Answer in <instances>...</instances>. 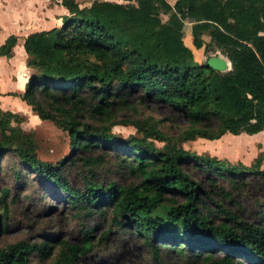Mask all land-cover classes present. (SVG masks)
I'll use <instances>...</instances> for the list:
<instances>
[{
	"label": "trees",
	"instance_id": "obj_1",
	"mask_svg": "<svg viewBox=\"0 0 264 264\" xmlns=\"http://www.w3.org/2000/svg\"><path fill=\"white\" fill-rule=\"evenodd\" d=\"M120 1L97 0L80 8L74 0H62L70 14L62 26L24 39L26 65L35 73L15 96L41 120L69 133L71 153L65 159L56 164L38 160L31 140L10 126L17 115L0 109V154L14 152L26 164L14 176L20 178L26 169L38 175L65 195L83 221L80 244L62 242L55 264H74L92 252L95 216L108 223L109 232L122 229L140 237L155 260L166 249L190 264L198 259L202 264H264V226L223 203L235 201L225 183L233 191L253 178L264 185L260 159L246 167L190 152L170 142L152 122L123 121L142 137L124 139L112 132L119 124L112 119L113 110L130 107L127 97L133 93L141 102L181 111L187 118L178 138L182 142L262 132L264 0ZM186 23L193 45L205 47L208 35L230 60V71L221 73L195 61L184 43ZM17 41L9 36L0 45V57L10 58ZM86 111L98 117V124L82 120ZM155 141L167 143L160 148ZM97 149L100 153L93 155ZM106 152L125 184L90 174L81 189H74L67 170L102 166ZM193 171L203 173L209 189ZM6 197L4 189L0 205ZM259 217L264 218V211ZM36 253L45 258L50 246L19 241L0 248V264H33Z\"/></svg>",
	"mask_w": 264,
	"mask_h": 264
},
{
	"label": "rangeland",
	"instance_id": "obj_2",
	"mask_svg": "<svg viewBox=\"0 0 264 264\" xmlns=\"http://www.w3.org/2000/svg\"><path fill=\"white\" fill-rule=\"evenodd\" d=\"M60 1L62 3V0ZM74 1L80 8H88L97 0ZM3 2L6 5V11L1 20L5 28H9L13 20L11 13L14 10L17 9L26 13L36 7L39 9V5L43 2H45V7L49 3L52 5L57 0H3ZM119 2L122 1L119 0ZM167 19V15H162L163 22ZM190 29V26H186L184 29L185 36L188 31L190 32ZM203 39L205 47L202 48H204L206 57L203 63H207L208 59L213 56L226 57L211 42L208 35H204ZM27 68L26 80L29 81L35 71ZM15 95L11 93L1 94L0 92V109L17 115L10 121V126L16 130L21 138L31 140L33 151L38 160L52 164L61 162L71 153L69 133L50 120H41L30 106ZM127 98L130 107L121 110L115 109L112 112V119L119 123L112 128V132L117 136L127 139L130 136L142 137L143 135L135 126L130 123L125 124L123 121L152 122L170 142L177 143L190 152L227 160L233 164H243L246 167L254 166L256 160L260 159V169L264 170V130L256 135L226 134L213 141L197 138L193 141L182 142L178 138L187 126V118L181 111L164 103L141 102L137 93H133ZM82 120L98 124L99 119L86 111L83 113ZM166 143L155 141L156 146L160 148ZM97 153H100L98 149L93 151V155ZM105 154L107 160L102 166L91 168L77 166L67 170L66 177L74 189H81L84 182L90 178V174H95L97 180H112L114 178L116 181L125 184L126 180L122 177V173L118 171L116 174L118 168L114 166L109 157L110 154L107 152ZM25 167L26 164L21 161L16 153L0 154V195L2 190L7 189L6 202L4 205H0V248H5L19 241L28 243L47 242L50 246V254L42 258L39 253H36L31 256L32 263L55 264L62 249V242L80 244L83 221L76 215L65 195L55 191L49 183L42 181L38 175L26 169L21 172L20 178L14 176L15 171H20L21 168ZM193 176L200 180L206 189H209L208 181L201 171H193ZM253 179L247 187L240 191H233L225 183L223 188L226 191H232L235 201L229 203L227 199H224L223 203L227 208L236 209L238 214L247 221H255L264 226V218L259 217L260 213L264 211V185L255 178ZM234 202H237L240 208H237ZM92 226L94 227L91 231L93 250L90 254L78 258L74 264H190L185 262L176 251L166 249L163 251L160 260H155L153 253L143 244L140 237L122 229H113L109 232L108 223L100 219L99 216L94 217ZM107 232H109L107 236L103 237ZM216 255L220 256L222 252H217ZM193 264H202V262L198 259ZM252 264L257 263L252 262Z\"/></svg>",
	"mask_w": 264,
	"mask_h": 264
},
{
	"label": "crops",
	"instance_id": "obj_3",
	"mask_svg": "<svg viewBox=\"0 0 264 264\" xmlns=\"http://www.w3.org/2000/svg\"><path fill=\"white\" fill-rule=\"evenodd\" d=\"M167 1L173 5L177 0ZM116 2H119V0ZM3 3V0H0V45L11 35H15L18 41L10 58L0 57V92L1 94L11 93L15 95L23 93L28 81L26 80L28 68L26 66L27 56L23 46L24 39L32 33L62 26L63 17L68 16L69 13L60 0L52 3V5L49 3L45 7V2H43L39 5V9L36 7L26 13L17 9L14 10L11 13L13 15L12 23L9 28H5L1 20L6 11V5ZM186 26H190L191 28L189 23L185 24L184 29ZM184 43L191 49L195 61L203 63L206 58L204 48L197 49L193 45L191 29L190 32L186 33Z\"/></svg>",
	"mask_w": 264,
	"mask_h": 264
},
{
	"label": "water",
	"instance_id": "obj_4",
	"mask_svg": "<svg viewBox=\"0 0 264 264\" xmlns=\"http://www.w3.org/2000/svg\"><path fill=\"white\" fill-rule=\"evenodd\" d=\"M206 64L221 73H226L232 69L230 60L225 56L210 57Z\"/></svg>",
	"mask_w": 264,
	"mask_h": 264
}]
</instances>
